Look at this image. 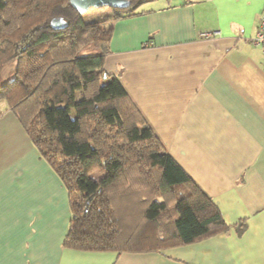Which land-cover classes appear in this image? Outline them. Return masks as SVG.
Returning <instances> with one entry per match:
<instances>
[{
    "label": "crops",
    "instance_id": "obj_1",
    "mask_svg": "<svg viewBox=\"0 0 264 264\" xmlns=\"http://www.w3.org/2000/svg\"><path fill=\"white\" fill-rule=\"evenodd\" d=\"M161 1L112 23L105 69L231 229L158 252L65 248L68 190L0 100V264H264V0Z\"/></svg>",
    "mask_w": 264,
    "mask_h": 264
},
{
    "label": "trees",
    "instance_id": "obj_2",
    "mask_svg": "<svg viewBox=\"0 0 264 264\" xmlns=\"http://www.w3.org/2000/svg\"><path fill=\"white\" fill-rule=\"evenodd\" d=\"M130 1L88 22L70 0H0V74L16 66L0 100L68 190L64 247L75 251L158 252L231 229L105 69L112 23L149 0Z\"/></svg>",
    "mask_w": 264,
    "mask_h": 264
},
{
    "label": "rangeland",
    "instance_id": "obj_3",
    "mask_svg": "<svg viewBox=\"0 0 264 264\" xmlns=\"http://www.w3.org/2000/svg\"><path fill=\"white\" fill-rule=\"evenodd\" d=\"M149 4L153 5L155 7L161 6L162 5V1H156L153 3H146L143 5V8L148 6ZM111 9L110 8H101V9H90L89 11H87L84 15V19L88 22H94L97 20H102L104 18H107L109 15H111ZM16 69V66L14 64L7 66L2 73L0 74V85L7 83L9 80H11V78L13 77L14 71ZM78 89L75 90V94L74 97L77 98L78 97V90H80V86H77ZM71 116L72 118H76L77 116V112L76 110H72L71 112Z\"/></svg>",
    "mask_w": 264,
    "mask_h": 264
},
{
    "label": "water",
    "instance_id": "obj_4",
    "mask_svg": "<svg viewBox=\"0 0 264 264\" xmlns=\"http://www.w3.org/2000/svg\"><path fill=\"white\" fill-rule=\"evenodd\" d=\"M72 6L82 12H87L90 9H127L131 6L130 0H70ZM53 24L57 27H62L65 23L63 20H54Z\"/></svg>",
    "mask_w": 264,
    "mask_h": 264
},
{
    "label": "built area",
    "instance_id": "obj_5",
    "mask_svg": "<svg viewBox=\"0 0 264 264\" xmlns=\"http://www.w3.org/2000/svg\"><path fill=\"white\" fill-rule=\"evenodd\" d=\"M202 36L204 38H210L211 34L204 33ZM252 43L254 46L261 48L264 53V9L261 13L259 27L257 29L256 35L252 39Z\"/></svg>",
    "mask_w": 264,
    "mask_h": 264
}]
</instances>
